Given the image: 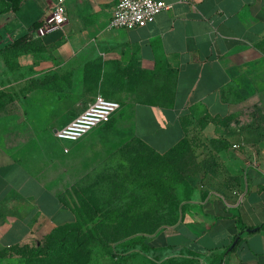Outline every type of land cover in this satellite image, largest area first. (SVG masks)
Segmentation results:
<instances>
[{
    "label": "crops",
    "instance_id": "1",
    "mask_svg": "<svg viewBox=\"0 0 264 264\" xmlns=\"http://www.w3.org/2000/svg\"><path fill=\"white\" fill-rule=\"evenodd\" d=\"M164 1L155 21L117 29L119 0H65L66 25L36 37L56 0H0L3 262L72 223L74 201L127 183L126 168L130 181L141 144L187 146L197 169L150 264H264V0ZM98 95L120 102L112 119L57 137Z\"/></svg>",
    "mask_w": 264,
    "mask_h": 264
},
{
    "label": "rangeland",
    "instance_id": "2",
    "mask_svg": "<svg viewBox=\"0 0 264 264\" xmlns=\"http://www.w3.org/2000/svg\"><path fill=\"white\" fill-rule=\"evenodd\" d=\"M64 122L58 121L56 127L60 128L63 125L59 124ZM40 138L46 141L49 137L44 135ZM132 154L131 152L130 181L126 168L124 178L127 183L106 185L104 194H94L96 196L94 198L74 201L76 216L72 223L60 226L49 235L42 236L33 247L8 252L25 256L23 262L9 258L4 260L6 262L0 259V264L158 262L159 258L154 257L151 248L144 252L142 246L138 245L135 249L125 250L120 243L128 239L145 237L154 245L162 233V228L166 227L165 224L176 223L177 203L192 190L187 179L197 170L196 162L187 146L169 155L160 156L137 144L136 155ZM165 197L168 200L165 201ZM166 202L169 203V209L162 210V203ZM161 238L162 236L159 238L160 242ZM180 240L190 242L192 237L184 239L173 236L167 240L164 238L163 241L176 243ZM176 259L174 256L168 263L187 262L185 259L182 260L183 258L179 260L181 262H177Z\"/></svg>",
    "mask_w": 264,
    "mask_h": 264
},
{
    "label": "built area",
    "instance_id": "3",
    "mask_svg": "<svg viewBox=\"0 0 264 264\" xmlns=\"http://www.w3.org/2000/svg\"><path fill=\"white\" fill-rule=\"evenodd\" d=\"M171 4L164 0H119L115 6L110 26L112 28L134 29L155 21L157 15L170 9ZM68 13L65 0H56L53 11L36 29V37L45 36L66 25ZM121 108L119 101L98 95L95 100L74 119L56 129L57 137L78 140L95 127L108 123Z\"/></svg>",
    "mask_w": 264,
    "mask_h": 264
},
{
    "label": "trees",
    "instance_id": "4",
    "mask_svg": "<svg viewBox=\"0 0 264 264\" xmlns=\"http://www.w3.org/2000/svg\"><path fill=\"white\" fill-rule=\"evenodd\" d=\"M1 10L2 8L0 7V11ZM138 245H141L143 250L157 247L156 245L151 244L145 237L128 239L127 241L120 243V246H122L125 250L135 249Z\"/></svg>",
    "mask_w": 264,
    "mask_h": 264
}]
</instances>
